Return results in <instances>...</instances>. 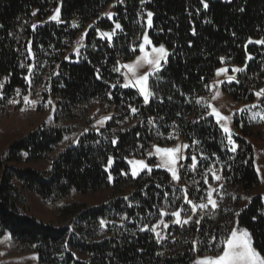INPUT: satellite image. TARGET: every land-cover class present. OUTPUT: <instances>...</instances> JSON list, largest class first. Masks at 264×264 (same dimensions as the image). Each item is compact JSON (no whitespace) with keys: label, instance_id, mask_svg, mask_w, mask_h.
Returning a JSON list of instances; mask_svg holds the SVG:
<instances>
[{"label":"trees","instance_id":"16d2710c","mask_svg":"<svg viewBox=\"0 0 264 264\" xmlns=\"http://www.w3.org/2000/svg\"><path fill=\"white\" fill-rule=\"evenodd\" d=\"M59 5L61 22L50 21ZM111 5L113 21L102 17ZM117 23L111 43L100 36ZM86 24L94 26L78 62L67 61ZM147 32L168 56L150 79L153 95L145 103L138 90L122 87L121 73ZM255 40H264V0H0V137L16 119L25 127L0 153V239L10 237L4 256L35 254L38 264H194L214 257L222 245L212 237L223 240L233 228L249 231L264 256L254 149L255 141L264 145V121L235 119L232 152L215 118L196 103L224 66L243 69L223 85L233 103L256 101L264 89V45ZM24 96L36 103L24 106ZM179 143L190 147L178 182L164 170L131 174L129 160L156 165L154 146ZM209 187L216 190L215 210L198 211L183 227L161 215L183 207L187 218L183 190L205 203ZM30 194L55 207L59 224H70L38 221ZM88 197L106 198L90 205ZM161 220L169 227H155Z\"/></svg>","mask_w":264,"mask_h":264},{"label":"snow or ice","instance_id":"6c2138e0","mask_svg":"<svg viewBox=\"0 0 264 264\" xmlns=\"http://www.w3.org/2000/svg\"><path fill=\"white\" fill-rule=\"evenodd\" d=\"M122 2V0H121ZM204 7L207 8L208 5L205 3ZM243 11V9H240ZM35 15V13H33ZM152 13H147V24L150 27L151 26V17ZM59 18V9H57V14L52 17L53 20H58ZM77 25L73 24V27H76ZM35 27V26H33ZM117 29L120 28V25L117 23L115 25ZM104 37H107L108 39H111L110 33H102ZM249 43H253V41L249 40ZM256 43L264 44V40L256 41ZM144 44H150V41L148 40L147 36L144 37ZM139 51L143 53V56H141L139 59L135 61V63H129L125 64L122 67L127 69V72L121 73L124 76L125 82L123 83L122 87L129 88V87H138L141 95L143 96V99L145 102L149 101V98L153 95L152 91L149 89V79L150 77L154 76L157 72L161 70V62H166V57L168 55L167 51L164 49L163 46H160L159 48L153 47L151 49V53L146 52L144 47L141 46ZM78 54V53H77ZM251 59V57H248ZM147 65L148 71L145 72L143 75H138L137 70ZM115 71H120V68L114 69ZM243 71L241 68H233L232 72L238 73ZM228 69H218L216 75L219 76L222 73H227ZM128 73L132 74V79L129 78ZM236 79L235 76L229 75L227 77V82L231 83ZM30 83V81H29ZM224 81H217L216 84H210L205 85V87L209 90H212L214 92L213 99L217 98L219 96V92L216 90L219 84H223ZM115 87V85L113 86ZM17 94L19 95V89H17ZM257 98H264V89H260L258 92L254 94ZM0 98H2V94H0ZM10 103H18L16 100L9 101ZM23 102L25 104H32L34 105L36 101H32L29 99L28 96L23 97ZM49 104H51V101H48ZM197 104H202L206 110H208V115L215 118L216 124L219 125L220 129L225 134V138L227 140V144L231 147L229 148L230 151L235 152L236 151V144L232 139V132L230 130V127L228 126V122L231 120V116H225L223 115L215 106L212 104H208L206 102H202L201 100L196 101ZM261 109L259 113H256L255 116H259V119L261 121H264V105H257L252 104L251 106H248L246 109H240L238 110L239 114H246L247 111H251L252 109ZM132 112L135 113L136 109L133 108ZM232 115H236V113H233ZM203 118V117H202ZM115 144L116 141H113ZM193 143H199V141H194ZM184 150H187L190 145H183L182 146ZM154 151L157 156L161 158V164L158 165L159 167L166 168L172 176V179L174 181H179V175L177 171V165L180 160H187L189 157L187 156H179L178 154L181 152V147H173V148H164L160 146H154ZM149 155H152L150 152ZM201 157L203 159H208V157L203 156L201 154ZM191 159V168L193 170L197 167V156L192 155L190 157ZM112 163L111 158L109 159V164ZM129 164L132 165V175L136 176L138 173L142 170L147 169V171L150 173L152 171V168L145 163L143 160H129ZM259 170V169H257ZM211 172L213 178L217 181L221 179L219 175L216 174L215 171ZM205 183H207V179H205ZM184 191V203L189 206V210L191 214L187 215V218L181 219V214L185 213V209L183 207H180L176 210H174L171 213L161 212V215H170L174 219L172 220V223L175 225H179L183 227L184 225H188L192 221V216L195 215L198 211H203L211 207V209L215 210L218 207L216 199H214L213 194L216 191L214 188L209 187L206 193V202L205 203H194L192 200L188 199L187 197V191L186 189ZM197 225H199L200 220L197 219L195 221ZM100 224L102 226H106V222L101 220ZM163 225L164 228H168L169 224L165 221L161 220L159 224H157L155 227H160V225ZM155 227L152 229L149 228H142V231H155ZM156 236L159 239L160 233L156 232ZM212 240L214 243H218L219 245H222L220 250L217 252V254L214 257H204L201 259H197L195 264H264V256H261V254L253 247L251 235L247 230L238 231L236 228H233L230 230V235L223 239L218 240L216 237H212ZM195 250V248L193 249Z\"/></svg>","mask_w":264,"mask_h":264},{"label":"rangeland","instance_id":"374dc122","mask_svg":"<svg viewBox=\"0 0 264 264\" xmlns=\"http://www.w3.org/2000/svg\"><path fill=\"white\" fill-rule=\"evenodd\" d=\"M114 6L115 5H111L103 13L102 17L108 18L111 21H113L114 16H115V14H114ZM57 9H59V18H58V20H53L52 17L57 14ZM60 10H61V6L59 5V7L56 8L55 12L51 15L49 20L50 21H55V22H61L60 21ZM73 24L77 25L76 27H79V23L77 21H74ZM93 26H94V24H86L84 26L81 34L79 35V38H78L76 44L74 45V47L70 51H68V54L66 56V60L67 61L78 62V57L80 56V51L85 46L86 35H87L89 29L92 28ZM120 30H121V28L117 29L115 27L114 30L111 31V32H106V31H102V30H100L99 32H100V36L103 39H105V40H107L108 42L111 43ZM102 33H110L111 34V39H108L107 37H104L102 35ZM145 36H147L148 40L150 41V44H147V45L144 44V39H143L142 46L144 47L146 52L151 53V49L153 47H156V46L153 45L152 40H151L148 32L145 34ZM256 41H258V40H255L254 42L256 43ZM256 44H259V43H256ZM259 45H264V44H259ZM157 48H159V47H157ZM164 49L167 51V49L165 47H164ZM167 53H168V51H167ZM141 56H143V53L140 52L135 57V59L133 61L129 62V63H133L134 64L135 61L137 59H139ZM166 59H167V57H166ZM129 63H126V64H129ZM164 63H165V61H162L161 65L163 66ZM224 68L228 69V72L226 74L222 73L221 75L216 76V80L212 83V84H216L217 81H224V83L223 84H219L217 89H216L219 92V96L217 98L213 99L214 92L212 90H208V92L205 95H203L200 98V100L202 102H206L208 104H212L223 115L232 117L231 120L228 122V126L230 127V130L232 132V139L234 141V137L238 135V133H237V131L235 129V123H234L235 119L240 118L243 115H247L252 120L261 121L259 119V116H255V118H253L256 113H259L261 111V109H259V108L252 109L251 111H247L246 114H239L238 110L246 109L248 106H251L252 104L261 105V103L259 102V99H261V98H257L254 103L248 104V105H244V104L236 105V104H234L233 101L231 100V98L229 96H227L223 92V85L225 83H228L227 82V77L229 75L235 76L236 73L230 72V68L227 67V66H224L222 69H224ZM148 70L149 69H148L147 65H145L144 67H142V68L137 70V74L138 75H143ZM231 71H232V69H231ZM122 72L123 73L127 72V69L122 67ZM128 76H129L130 79L133 78L131 73H128ZM152 77H150V79ZM150 79H149V83H150ZM148 87L150 89L149 84H148ZM129 88L136 89V90L139 91L138 87H129ZM142 98H143V96H142ZM150 98H149V101H150ZM148 102H145V103H148ZM26 105H29L30 107L32 106V104H25L24 103V106H26ZM24 106H23V108H24ZM233 113H236V115H232ZM21 114H22L23 117H26L27 115H29L28 112H26V110H22ZM105 121H106V119L103 120L102 122H100L98 124V127L103 126L105 124ZM24 129H25L24 124L20 121V119H16L9 126V128L5 131L3 136L0 137V153L3 150H5L11 144L12 141L20 138L21 135H22L21 131H23ZM183 145H185V144L184 143H179V144L173 145L171 147H164V148L181 147V152L178 155L179 156H186L185 150L182 147ZM254 149H255L256 168L259 169V170H257V172H258L260 180H261V186L257 190V193L263 196V202H264V170H263L264 161H263V158H262V152H264V145H262L258 141H255L254 142ZM151 156L156 159V165H151V163L148 160H145V159H142V160L145 161V163L148 164L152 168V170L157 169V170H164V171L169 172L166 168L158 166V165L161 164V158L155 154L154 150H153V153H152ZM131 160H137V159H131ZM183 161L184 160H180L178 165H177V171H178L179 177H180V167H181ZM145 171H147V169L140 171L138 173V175H136L134 177H138L139 175H141ZM131 174H132V165H131ZM1 178H2V171L0 170V181H1ZM102 198H106V197H88L85 200L90 205H94V204H98L102 200ZM29 200H30V205H29L30 212L38 221L43 222L45 224H53V225H56V226L61 225V224L62 225H69L70 224V221H66V222H63V223L59 224L58 221H57V215H56V212H55V207L53 205L49 204V203L44 202L36 194H30L29 195ZM236 224H237V222L235 221V225ZM240 231H242V230H240ZM251 239H252V236H251ZM9 244H10L9 235H7V236H5V237L0 239V256H1L0 257V264H38V258H37V256L35 254H28V255H22V256H17V257H8V258L5 257L4 254H5L8 246H9ZM252 244H253V241H252ZM198 259H201V258H198Z\"/></svg>","mask_w":264,"mask_h":264}]
</instances>
